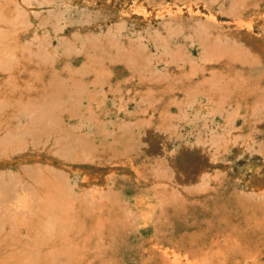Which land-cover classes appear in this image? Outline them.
<instances>
[{
    "label": "rangeland",
    "instance_id": "rangeland-1",
    "mask_svg": "<svg viewBox=\"0 0 264 264\" xmlns=\"http://www.w3.org/2000/svg\"><path fill=\"white\" fill-rule=\"evenodd\" d=\"M0 52V264H264V0H0Z\"/></svg>",
    "mask_w": 264,
    "mask_h": 264
},
{
    "label": "bare ground",
    "instance_id": "bare-ground-1",
    "mask_svg": "<svg viewBox=\"0 0 264 264\" xmlns=\"http://www.w3.org/2000/svg\"><path fill=\"white\" fill-rule=\"evenodd\" d=\"M18 13V12H17ZM16 20V19H15ZM17 20H18V17H17ZM11 31V30H10ZM3 43V42H2ZM12 50V49H11ZM2 52V51H1ZM0 52V53H1ZM14 54V53H13ZM28 86V85H27ZM4 163V162H3ZM42 229V228H41ZM54 244V243H53ZM172 251V250H171ZM166 254V253H165ZM257 254V253H256ZM165 256V255H164ZM169 257V256H168ZM67 258V257H66ZM172 259H173V262L171 264H182L181 259H182V255H180L179 253L175 254L173 253L172 255ZM33 261V260H32ZM186 264H194V262H191L188 260V258H186Z\"/></svg>",
    "mask_w": 264,
    "mask_h": 264
}]
</instances>
